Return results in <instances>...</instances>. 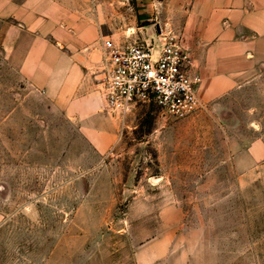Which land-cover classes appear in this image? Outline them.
I'll list each match as a JSON object with an SVG mask.
<instances>
[{"label":"rangeland","instance_id":"rangeland-1","mask_svg":"<svg viewBox=\"0 0 264 264\" xmlns=\"http://www.w3.org/2000/svg\"><path fill=\"white\" fill-rule=\"evenodd\" d=\"M97 2L134 43L181 41L191 0ZM3 50L0 264H264V65L186 117L107 107L111 140L27 96Z\"/></svg>","mask_w":264,"mask_h":264},{"label":"crops","instance_id":"crops-1","mask_svg":"<svg viewBox=\"0 0 264 264\" xmlns=\"http://www.w3.org/2000/svg\"><path fill=\"white\" fill-rule=\"evenodd\" d=\"M97 0H0V49L20 65L28 94L86 121L94 135L115 137L102 82ZM180 29L207 101L237 89L264 65V0H191ZM7 49V50H6ZM3 216L0 212V224ZM161 256V255H160Z\"/></svg>","mask_w":264,"mask_h":264},{"label":"built area","instance_id":"built-area-1","mask_svg":"<svg viewBox=\"0 0 264 264\" xmlns=\"http://www.w3.org/2000/svg\"><path fill=\"white\" fill-rule=\"evenodd\" d=\"M102 69L107 107L128 111L138 103L186 117L203 107L202 77L193 71L191 50L172 34L134 43L102 39Z\"/></svg>","mask_w":264,"mask_h":264}]
</instances>
